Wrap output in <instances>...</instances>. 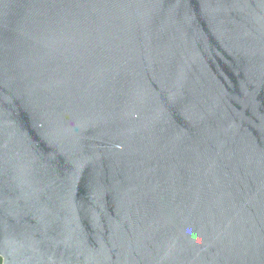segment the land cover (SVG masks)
I'll list each match as a JSON object with an SVG mask.
<instances>
[{
	"label": "water",
	"instance_id": "obj_1",
	"mask_svg": "<svg viewBox=\"0 0 264 264\" xmlns=\"http://www.w3.org/2000/svg\"><path fill=\"white\" fill-rule=\"evenodd\" d=\"M1 264H264V0H0Z\"/></svg>",
	"mask_w": 264,
	"mask_h": 264
},
{
	"label": "trees",
	"instance_id": "obj_2",
	"mask_svg": "<svg viewBox=\"0 0 264 264\" xmlns=\"http://www.w3.org/2000/svg\"><path fill=\"white\" fill-rule=\"evenodd\" d=\"M2 263V258L0 257V264Z\"/></svg>",
	"mask_w": 264,
	"mask_h": 264
}]
</instances>
